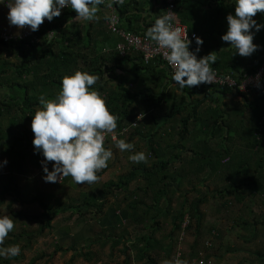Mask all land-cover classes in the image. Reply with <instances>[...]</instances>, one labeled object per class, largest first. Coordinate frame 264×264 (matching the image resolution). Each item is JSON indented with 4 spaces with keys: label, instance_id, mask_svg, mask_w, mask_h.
I'll return each instance as SVG.
<instances>
[{
    "label": "trees",
    "instance_id": "1",
    "mask_svg": "<svg viewBox=\"0 0 264 264\" xmlns=\"http://www.w3.org/2000/svg\"><path fill=\"white\" fill-rule=\"evenodd\" d=\"M234 4L235 0H176L175 12L189 30L203 39L197 57L215 51L214 69L240 78L245 72H254L264 60V29L255 33L253 43L259 47L250 56L233 54L234 46L222 41L221 36L227 30L226 16L235 14ZM113 7L119 8V4ZM164 10L162 4L158 16L164 15ZM70 15L75 16L76 12L69 6L45 24L37 37L0 41L14 56L0 68V86H6V89L0 87V153L7 159V172L0 176V204L6 205L15 218L14 223L16 219L20 222L19 229L9 233L3 246L19 244L21 247L16 257L0 256V264L22 259L23 249H35L26 264H41L43 259V264H49L58 249L74 251L66 264H73L78 256L87 258L92 255L91 249L85 252L86 256L84 247L78 244L65 247L55 242V252L33 246L58 227L82 221L96 222L110 207L124 210L126 222L102 228V248L119 247L125 257L122 264H132V258L136 264H159L160 261L174 264L175 256V260H186L188 264H199V259L228 264L222 262L223 255L220 260L218 253L210 249L204 252L197 249L204 219L201 206L210 199H215L216 214L228 212L229 215L233 205L238 208V212H232L229 226L241 228L238 236L245 244L238 250L246 255L236 264H264V199L253 201L250 198L264 193V171L260 170L258 161L264 156V107H260L259 102L249 101L247 93L242 95L245 101L229 109L227 103L219 102L220 98L240 94L220 85L202 83L179 89L171 80L172 71L159 57L145 61L137 51L120 55L114 48L105 50L103 43L114 47L119 37L108 29L105 32L103 18L97 21L98 25H103L106 41L102 43L91 40L88 34L81 36L84 26L81 31L77 26H69ZM253 18L258 23L264 22V13L258 11ZM91 27L86 31L90 32ZM50 30L57 32V38L51 41L45 37ZM112 34L116 42L111 39ZM81 37L87 39L86 43L81 42ZM189 48H196L194 40ZM116 68L129 74H118ZM77 69L99 77L91 87L102 94L109 110L118 116L116 137L130 140L134 148L122 152L125 169L115 179L98 181V185L93 182L79 194L67 193L60 198L58 192L68 186L71 176L52 183L51 188L58 186L52 191L43 190V183L34 177L22 180L19 176L29 167L40 171L37 175H44L39 169L44 157L33 151L32 115L42 107L41 95L46 99L55 98L61 88V78ZM111 81L115 83L108 86ZM251 92L256 93L257 100L264 101V88ZM138 113H144L143 118L131 126ZM124 126H128V130L120 133ZM108 143L115 148L111 133L105 136L106 148H109ZM136 151H144L147 161H130L128 156ZM115 155L114 151L110 164L117 163ZM109 165L97 175L105 172ZM213 180L217 184L214 189L208 185ZM187 185L189 189H185ZM24 186L35 187V191H26L28 198L25 199L38 205L35 214L13 208L14 202L22 201ZM58 216L60 218L53 222ZM186 218L188 221L183 227ZM31 224L36 227L26 229ZM190 227L194 230V240L185 254L176 243ZM129 228L135 232H130ZM207 231L219 239V245L224 244L220 228L210 225ZM181 232L184 234L179 238ZM250 243L252 245H248ZM225 244L230 246L228 242ZM130 249L135 250L133 257Z\"/></svg>",
    "mask_w": 264,
    "mask_h": 264
},
{
    "label": "clouds",
    "instance_id": "2",
    "mask_svg": "<svg viewBox=\"0 0 264 264\" xmlns=\"http://www.w3.org/2000/svg\"><path fill=\"white\" fill-rule=\"evenodd\" d=\"M106 0H0L9 11V25L18 28L29 26L30 31H38L45 18L51 22L68 7L76 12L74 21L91 22L100 17V5ZM124 0H107V7L123 4ZM235 14L226 16L227 30L222 34L224 42H230L235 52L241 56H250L259 46L253 43L256 32L264 29V22L258 23L253 17L257 12L264 13V0H235ZM174 13L158 16L145 30V37L154 41L159 48L165 49L163 58L173 68L171 80L179 89L211 84L216 80L213 64L217 61L215 51L197 57L202 37L193 33L192 39L182 35V28L174 23ZM51 41L57 38V32L50 30L46 36ZM17 38H22L19 34ZM195 41L196 48L189 45ZM186 78V79H185ZM98 76L88 71L75 70L61 78V88L55 98H39L42 106L32 115L31 129L34 133L33 151L41 154L42 170L45 182H58L61 177L71 176L76 184H91L99 179L97 173L108 167V161L114 155V149L104 146L105 136L112 133L117 152L130 151L134 144L130 140L117 138L118 116L112 113L105 98L92 88ZM144 113H139L137 120ZM128 159L134 163L146 162L144 151L131 152ZM53 162L51 170L48 163ZM7 159L0 162L6 165ZM59 174V175H58ZM14 219L8 215L0 216V256L16 257L21 253L19 244L3 246L5 238L14 229ZM163 264H172L164 261ZM175 264H188L177 258Z\"/></svg>",
    "mask_w": 264,
    "mask_h": 264
},
{
    "label": "crops",
    "instance_id": "3",
    "mask_svg": "<svg viewBox=\"0 0 264 264\" xmlns=\"http://www.w3.org/2000/svg\"><path fill=\"white\" fill-rule=\"evenodd\" d=\"M161 7H162L161 0H135V2L134 0H125L123 4H119V8H115L113 6L107 7L106 4L100 5V11L97 13V15L100 17L98 20H94L91 22H85L84 20L74 21L73 17L75 16L70 15L68 16L67 24L69 26L79 27L78 29L80 31L82 30V27L84 26L83 34L81 36H84V34H88L90 35L91 40L103 43L104 41H106L103 39L104 37V34L102 33L103 25L102 24L98 25L97 23L99 22L97 21H102L101 20L102 18L104 19V22H103L104 29H105V32H107L108 28L106 25V20L109 16V13L112 10H115L116 13L118 14L120 18V26L122 28L131 30V31H134V30L140 31L139 33H145L146 28L149 27L152 23H154L155 19L158 17L159 10ZM8 11L9 9L7 5L0 3V33H7V34L10 33L13 35H18L21 32V28H18L15 25H11V26L9 25V22L7 19ZM90 26H92L89 30L90 32L86 31V28ZM113 34H112L111 39L116 42V37ZM80 39L82 43H86L87 39L82 38V37ZM111 46L113 45L111 44L104 45V43L102 44L103 48L105 47L112 48ZM132 53H136V52H132ZM13 58L14 56L12 55V52L9 49H6L4 44L0 43V68L4 66V61L11 62L10 60H12ZM116 73L129 74V71L116 68ZM114 83L115 82L111 81L108 83V86L109 85L111 86ZM0 87L1 89H6L5 85L0 86ZM226 95L227 96H222L219 102L227 103L229 105V109L230 108L233 109V107L236 104H241L243 101H245L242 95H232V94H226ZM248 95H249L248 96L249 101L259 102V106L264 107V101L261 99L257 100L255 96L256 93L251 92ZM1 157H4V159H6L5 156L0 153V158ZM258 161H259V164L261 165L260 170L264 171V156L261 155V158ZM5 166H7V164ZM216 185H217L216 181L213 180L211 184L212 189H214ZM261 185H260V188L262 189L263 187H261ZM255 196H251L250 198H252L253 201L254 199H257V200L264 199V193H258V194L256 193ZM213 203H215V199L213 200ZM236 209L238 211L237 207ZM124 215H125L124 210H118L114 207L107 208L104 211V215L102 214V217L96 222L95 221H82V222H79L73 225L69 224L67 227H58L54 229L51 234L42 237L43 239L47 238L49 241L43 243L41 241L42 238H40V240H38V242L36 243V248L48 250L46 246L49 245V246H52V250L49 252H53L55 250V246H54L55 242L65 247L66 246L70 247V245L78 244L84 247L83 253L85 255H86L85 252L88 251V249H91L92 255L90 256L86 255L87 258L78 256L77 259L74 261L75 264H122L125 257L123 253H121V251L119 250L120 249L119 247L112 248L113 250H111L109 245H106L104 246V248H102V242H103L102 240L104 239L102 228L112 226V225L113 226L122 225L125 222ZM95 224L98 225L99 229H97ZM128 230L130 232H133L131 228H129ZM232 246L233 245H230L229 248L225 249V252L227 251L232 254H235L237 257L238 255L235 252H240L239 253L240 256L238 258H242L243 255L241 254L244 253V251H242L241 253V251L238 250L239 248H235ZM134 251H135L134 249H130V253L132 257L134 255ZM73 252L74 251L71 248L66 249V251H60V249H58L52 256V258L56 257L58 261H61L60 263L57 262V264H66V262L63 261V258L66 256V260H68L71 257ZM53 260L54 259H51L49 264H52ZM134 261L135 259L132 258V262ZM40 263L43 264L44 260Z\"/></svg>",
    "mask_w": 264,
    "mask_h": 264
},
{
    "label": "rangeland",
    "instance_id": "4",
    "mask_svg": "<svg viewBox=\"0 0 264 264\" xmlns=\"http://www.w3.org/2000/svg\"><path fill=\"white\" fill-rule=\"evenodd\" d=\"M138 143L140 144V142H137V144ZM108 146H109V148H111L110 143H108ZM114 151L116 152V155L118 156L117 161H116L117 163L116 164H115V162L114 163L112 162L113 164L109 163L110 161L114 160V156H113L111 158L113 160L110 159L108 161V165L110 164L109 165L110 167L105 172H103L101 175L100 174L98 175L99 179L97 181H95V184H97L98 181L101 182V181H104L107 179H115V176L125 169L124 168V164L126 161L125 156L122 155L123 154L122 152H117L118 150H116L115 148H114ZM3 160H4V157H1L0 162H2ZM52 163L53 162L48 163L49 168H51ZM6 169H7V166L0 165V176H1V173L5 174L7 172ZM39 169L42 170V167H40ZM27 170L28 171L21 174L19 176V178L24 180L25 178L34 177L35 179H38L40 181V183H43L42 184L43 187L42 186L41 187L45 191H52V189H54V190L57 189L58 186L51 188L52 182H45L42 179V176L37 175L35 168L29 167ZM21 179H20V181H21ZM175 184H177V183L175 182ZM90 185H93V184L92 183L91 184H87V183L86 184L85 183L76 184L71 177L69 179L68 186L65 187L62 190V192L61 191H60V193L58 192V196H60V198H61V197L66 196L67 193L69 195L79 194L80 192L87 190ZM208 185H209V187L211 186V184H208ZM186 187H188L187 189H189L188 185L185 186V189H186ZM34 188H35L34 186H24V188H22V193H21L22 201L14 202L13 208L16 210H24L26 212H30L31 214H33V213L35 214L39 210L38 205H36V203L25 202V199L28 198V194L26 191H29V192L35 191ZM191 195L192 194H189L190 197H191ZM110 200H112V198H110ZM215 208H216V204L213 203L212 199H210L207 202H204L201 206V209L204 212V219H203L202 227L200 230L202 236L198 239L197 249L199 251L200 250L203 251L204 249L205 250L210 249V252L215 253V254L218 253L217 255L219 256V258L221 257L220 260H222L224 258L222 262L228 263V264H236V262L240 259V258H238L240 256V254H239L240 252H235L238 255V257L235 254H232L230 252H225V249L230 247L228 244H225V242H228L230 245H233L232 247H235V248H243L244 247L245 243L238 236L242 232L241 228H239L237 226H235L234 228H231L229 226L231 219H233V216H231V215L233 213L238 212V211H237L235 205H233L232 206V212L233 213L231 212V214H229V215H227L228 212H226V213L222 212V213L216 214ZM3 215H8L11 218L15 219L14 217H12L10 215V213L7 210L6 205H4V203L0 204V216H3ZM91 215H93V214H91ZM59 218H60V216H58L56 219H54L53 222L57 221ZM125 222H126V220H125ZM125 222L122 225H124ZM19 224H20L19 220L16 219V223H15V226H14V229L12 230V232L17 231L19 229V227H20ZM70 225H73V224H70ZM210 225H216L218 228H220L222 230L223 235H224L223 236V241H224L223 245H221V244L219 245V239L213 238V236H211V234L208 233L207 229ZM95 226L97 227V229H99L98 225L95 224ZM164 226H165V230H167V223L164 224ZM35 227H36L35 225L31 224V226L26 227V229H33ZM133 232H135V231H133ZM135 235L136 234H134V236ZM159 235L160 234L158 233L157 236H159ZM183 238L180 239V242H177L176 245L178 244L177 247H180L181 250L184 251L186 254L187 251H189L191 249L190 245L194 240V230L192 227H190L189 231L186 232V234L183 236ZM41 241L43 243H45V242H48L49 240L47 238L46 239L42 238ZM206 242H208V244ZM203 244L205 246H207L208 248H205V246L203 247ZM248 245H252V243H250ZM33 248H36V244L33 246ZM46 248L48 249V250H46L48 252L52 250V246L48 245V246H46ZM245 248L252 250L251 247L245 246ZM22 252L24 253L23 258L18 259V260H12V264H26V263H28L29 259L35 254V249L34 250L33 249L24 250L23 249ZM222 255H223V258H222ZM241 255L244 256V255H246V253L244 252ZM175 258H176V256H175ZM175 258H174V264H175ZM52 259H54L52 264H57V262L58 263L61 262V261H58V259L56 257H53ZM43 260H41L40 262H42ZM63 261H65V262L67 261L66 256L63 258ZM73 264H75V262H73ZM132 264H136V261L132 262ZM159 264H163V263L160 261Z\"/></svg>",
    "mask_w": 264,
    "mask_h": 264
},
{
    "label": "built area",
    "instance_id": "5",
    "mask_svg": "<svg viewBox=\"0 0 264 264\" xmlns=\"http://www.w3.org/2000/svg\"><path fill=\"white\" fill-rule=\"evenodd\" d=\"M125 1V0H124ZM162 4L164 5V14L168 13L169 10L175 12V6H176V0H161ZM107 3V0L105 4ZM68 7L61 10V14L67 9ZM174 23L176 26L182 28V35L189 37V39H192L193 33L196 34L195 31H191L188 28V25L182 21H180L177 18L176 12L174 13ZM56 18V17H54ZM49 21L45 18L44 22L39 26V30L47 24ZM106 25L109 31L116 34L119 37V40H117L116 44L114 45V48L116 51L119 52L120 55H124L133 51L140 52L142 54V57L145 61H148L151 58L159 57L164 65H166L171 71H173V68L167 64V61L163 58V52L165 49L159 48V46L150 39L145 37V33H136L134 31L122 28L120 26V18L115 10H112L109 13V16L106 20ZM38 30V31H39ZM38 31H30L29 26H25L21 28L20 36L23 38L28 37H37L36 34ZM0 40L3 42L8 41H14L18 40L17 35L13 34H7V33H0ZM112 48L105 47V50H110ZM216 72V80H214L213 83L215 85H220L221 87H228L233 89L235 92H237L240 95L243 94H249L252 90H261L264 88V60L261 62L259 67L252 73H243L240 78L235 77L232 73H220L219 71L215 70ZM208 84V85H211ZM136 115L134 121L131 123V126H135L140 120H137ZM128 130L127 127H122L120 133H124ZM116 135V133H115ZM113 134L111 133V138ZM42 171V170H41ZM40 172V171H38ZM45 175V174H44ZM59 175V174H58ZM65 177H61L60 181L56 183H60L64 180ZM188 219L183 222V227L186 225ZM184 232H181L179 235V238L182 237ZM180 248V247H179ZM180 254V252H178ZM199 264H214V262L211 259L204 260L199 259Z\"/></svg>",
    "mask_w": 264,
    "mask_h": 264
}]
</instances>
